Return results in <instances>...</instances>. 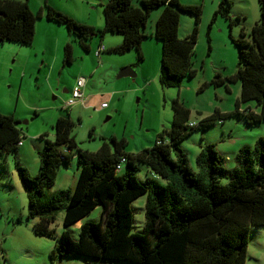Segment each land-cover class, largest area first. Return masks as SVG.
Segmentation results:
<instances>
[{
  "label": "trees",
  "instance_id": "obj_1",
  "mask_svg": "<svg viewBox=\"0 0 264 264\" xmlns=\"http://www.w3.org/2000/svg\"><path fill=\"white\" fill-rule=\"evenodd\" d=\"M258 2L261 17L250 28V38H243L242 31L239 37L229 34L237 47L236 70L231 75H216L210 80L213 84L240 82L234 106L246 123L264 122V0ZM229 6L230 0H220L217 12L228 18L230 26ZM156 7L161 10L152 32L147 34L145 22L150 10ZM102 11L103 26L97 29L50 6L46 18L75 33L85 50L89 49L85 39L92 35L102 36L106 31L121 34V40L114 46L105 48L98 42L93 51L97 59L104 50L121 53L133 49L140 61L143 39L153 36L160 40L158 82L161 87L177 86L183 76L194 73L192 56L200 18L198 5L183 4L179 0H140L139 6L131 0H106ZM180 11L192 14L195 21L192 30L181 38L177 36ZM39 15L29 9L26 0H0V46L9 42L30 45ZM100 46L103 48L98 49ZM61 53L63 62L72 61L70 42L63 44ZM248 100L255 102L258 111L239 110V103ZM171 108L169 128L163 129L150 147L136 153L126 152L125 140L115 136L108 142L103 140L95 151L76 148L70 132L73 121L67 116H58L53 138H42L37 171L30 174L25 166H16L28 197L25 218L33 219L35 234L55 237L54 248L49 251L52 264H59L63 255H82L103 263H245L249 227L264 224V136H259L252 147L241 146L231 168L224 166L223 156L213 143H205L196 154V169H193L178 140L195 127L204 128L216 120L222 123L226 114L215 110L210 116L194 121V125H188L187 106L173 98ZM14 120L11 114L0 112V155L15 148L21 140L20 127ZM74 148L79 172L73 189L46 195L45 187L53 183L59 163L68 161ZM137 161L147 171L143 180L136 175ZM140 194L146 195L144 225L141 231L131 232V202ZM98 204L101 206L99 219L80 223L75 239L68 230L56 234L50 226L59 209H63L62 224L68 226L80 221Z\"/></svg>",
  "mask_w": 264,
  "mask_h": 264
},
{
  "label": "rangeland",
  "instance_id": "obj_2",
  "mask_svg": "<svg viewBox=\"0 0 264 264\" xmlns=\"http://www.w3.org/2000/svg\"><path fill=\"white\" fill-rule=\"evenodd\" d=\"M26 1L33 13H40L35 19L32 43L9 42L0 46V81L2 75L11 76L10 83H0V112L10 114L16 102L13 118L26 121L18 125L21 144L0 155V264H52L49 251L54 248L55 237L35 234L33 219L25 218L28 197L16 166H25L30 174L37 171L43 150L42 138H53L58 116H67L73 121L70 132L76 148L95 151L103 140L108 142L111 136H115L125 140L126 152L136 153L150 147L163 129L169 128L173 98L182 101L190 110V121L197 122L215 110L226 114L222 123L216 120L204 128L195 127L178 140L177 144L193 169H196V154L205 143H213L223 156L224 166L231 168L241 146L252 147L259 136H264V122L246 123L244 116L235 111L234 102L239 97L240 82H210L216 75L224 77L236 70L237 47L229 34L239 37L242 31L243 38H250V28L261 17L258 0H230V26L228 18L217 12L220 0H179L183 4L198 5L200 18L192 56L194 73L183 76L177 86L170 87H161L158 82L161 42L153 36L144 38L140 43L143 57L140 61L133 49L121 53L104 50L97 59L93 51L98 42L105 48L114 46L121 40V34L106 31L102 36L92 35L85 39L89 45V49L85 50L75 33L69 32L63 24L46 18V10L50 6L79 23L97 29L103 26L102 8L106 0ZM131 3L140 6V0H131ZM160 10L161 7L150 10L144 26L147 34L152 32ZM193 26L194 16L180 11L177 36L184 37ZM65 42H70L72 48L70 63L63 62L61 57ZM31 46H35L37 52L31 50ZM41 49L43 53H40ZM124 66H130L135 75L116 78L117 71ZM10 68L16 69V73ZM78 76L86 78L82 92L83 99L84 95L87 99L63 110L62 103L68 96L63 89L69 88V91ZM101 101L108 106L99 108ZM239 107L240 111L247 108L258 111L253 100L240 102ZM163 136L167 137L165 133ZM76 148L68 161L59 163L53 183L45 187L46 195L60 189H73L79 172ZM136 168L137 177L143 180L147 174L145 165L137 161ZM145 197V194H140L131 202V232L143 229ZM100 214L101 206L98 204L80 222L96 221ZM62 218L63 209H59L50 226L56 234L68 230L75 239L80 225L64 226ZM59 264L127 263H103L97 258L63 255ZM244 264H264V224L250 225Z\"/></svg>",
  "mask_w": 264,
  "mask_h": 264
},
{
  "label": "built area",
  "instance_id": "obj_3",
  "mask_svg": "<svg viewBox=\"0 0 264 264\" xmlns=\"http://www.w3.org/2000/svg\"><path fill=\"white\" fill-rule=\"evenodd\" d=\"M103 46L98 47V49H102ZM95 54L97 55V51L95 52ZM86 78L83 76H78L75 79V82L73 84V86L71 87V89L68 91V96L65 98V100L62 103V108H69L70 106L77 104V103H82L83 101V86L85 84ZM106 106V102H101L100 103V107H105ZM217 122H221V120H218ZM195 122L194 121H189L188 125H194ZM21 142H19L18 144H20ZM124 158L121 157L120 161H123ZM116 167H119V164H116Z\"/></svg>",
  "mask_w": 264,
  "mask_h": 264
},
{
  "label": "crops",
  "instance_id": "obj_4",
  "mask_svg": "<svg viewBox=\"0 0 264 264\" xmlns=\"http://www.w3.org/2000/svg\"><path fill=\"white\" fill-rule=\"evenodd\" d=\"M92 27H93V26H92ZM30 49H31V50L33 49L35 52H37L36 49H35V46H31ZM40 51H41L40 53H43V49H41ZM40 56H41V58H40L41 63H43L44 60L42 59V55L40 54ZM10 70H11V72L13 71V72H15V73H16V71H17L16 69H13V68H10ZM11 72H10V73H11ZM2 77H3V79L0 81V83L5 84L6 82H9V81H10V77H11V76H4V75H2ZM9 83H10V82H9ZM68 89H69V88H68ZM68 89L65 88L67 95H68ZM86 99H87V98H86V95H84V99H83L84 102L86 101ZM82 102H83V101H82ZM101 102H104V101H101ZM101 102H100V103H101ZM0 103H1V102H0ZM107 106H108V105L106 104L105 107L101 108L100 105H99V108L104 109V108H106ZM16 109H17V108H16V102H15V103L13 104V106H12V111H11V113H10L13 117H15V115H16V114H14V112L16 111ZM0 111H1V104H0ZM16 117H18V116H16ZM80 223H81L80 221L76 222L77 225H80ZM4 259H5V258H4Z\"/></svg>",
  "mask_w": 264,
  "mask_h": 264
},
{
  "label": "water",
  "instance_id": "obj_5",
  "mask_svg": "<svg viewBox=\"0 0 264 264\" xmlns=\"http://www.w3.org/2000/svg\"><path fill=\"white\" fill-rule=\"evenodd\" d=\"M125 75L126 76H129V75L130 76H134L135 75L134 71L132 70V68L130 66L121 67L116 73V78H119V77H122V76H125ZM63 92H66V90L63 89ZM24 122H26V121H21V120H18V119H15L13 121V123L15 125H20V124H22Z\"/></svg>",
  "mask_w": 264,
  "mask_h": 264
}]
</instances>
